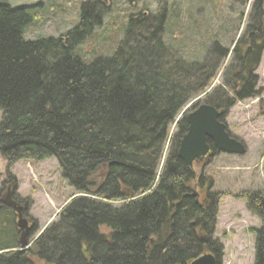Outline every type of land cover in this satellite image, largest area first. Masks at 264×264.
Returning <instances> with one entry per match:
<instances>
[{"label": "trees", "instance_id": "16d2710c", "mask_svg": "<svg viewBox=\"0 0 264 264\" xmlns=\"http://www.w3.org/2000/svg\"><path fill=\"white\" fill-rule=\"evenodd\" d=\"M7 2L0 0V157L7 178L16 188L17 164L54 159L75 192L67 202L76 197L27 250L15 236L0 240V264H191L208 253L219 262L224 250L213 234L224 194H210L212 180L194 178L179 158L189 125L186 116L177 118L212 86L228 50L214 43L208 54L217 62L187 63L165 42L170 14L161 0L156 13L128 17L115 51L88 59L80 48L117 0H86L73 29L36 40L26 39L36 20L32 7ZM127 2L135 7L138 0ZM262 2L253 4L223 83L204 100L223 118L263 92L255 73L264 51ZM239 196L261 222L255 264H264V193Z\"/></svg>", "mask_w": 264, "mask_h": 264}, {"label": "rangeland", "instance_id": "374dc122", "mask_svg": "<svg viewBox=\"0 0 264 264\" xmlns=\"http://www.w3.org/2000/svg\"><path fill=\"white\" fill-rule=\"evenodd\" d=\"M84 1L86 0H8L7 3L13 7H32L36 20L27 29L26 39L36 40L58 38L73 29L79 22V6ZM254 3L255 0H166L170 18L165 42L189 64L217 62L216 54H208L214 43L228 50V56L222 59L221 69L214 81L215 89L223 83L235 55L234 49L239 46V41L253 21ZM160 5L161 0H138L136 6L132 7L127 0H117L107 15L104 26L96 30L95 37L80 50L85 52L88 59L99 53H112L123 39V28L128 17L139 11L156 13ZM255 73L258 77L256 87L263 89L262 94L237 102L224 118H220L230 135L245 143L246 154H215L199 161L193 168L196 178L203 175L205 179L212 180L211 188L207 187L210 194H224L213 234V240L223 246L224 255L220 259L222 264H255L254 231L260 229L261 222L248 210L246 198L239 195L250 191L264 193V51ZM200 96V104H206V96ZM191 102L193 100L188 104ZM183 117L185 115L181 118ZM1 118L0 112V122ZM171 133H175L174 127ZM5 165L0 157V190L8 186L14 188L7 178ZM11 173L17 179L16 193L21 201H25L21 207L27 206L24 211H29L28 216L36 222V230L30 237L27 236L29 245H32L45 228L58 220V212L75 192L62 179L58 163L54 159L42 162L23 161ZM195 189L202 200L204 195L201 189ZM3 219L6 224L2 223ZM0 224H3L0 227L2 242L12 241V236L19 240L21 235L17 234L11 209L0 211ZM36 263L45 264L38 260Z\"/></svg>", "mask_w": 264, "mask_h": 264}, {"label": "water", "instance_id": "95a60500", "mask_svg": "<svg viewBox=\"0 0 264 264\" xmlns=\"http://www.w3.org/2000/svg\"><path fill=\"white\" fill-rule=\"evenodd\" d=\"M208 93L209 91L203 94V96ZM199 98L201 99L202 96L197 99ZM223 115L224 113L222 111H218L216 108L204 104L194 113L187 116L189 128L187 134L180 142L178 155L185 165L192 170L194 178H196V172L193 169L194 165L203 159L213 157L215 154L243 156L247 152L245 144L242 141L233 138L228 132L225 123L220 121V118L223 117ZM198 195L199 194L196 190H194L193 196ZM8 206L15 210L18 217L16 226L21 235L19 238L20 250H27L31 247V244L29 245L27 241L30 228L28 226V221L22 215V212L27 209V206L24 208L20 207L16 202H13ZM43 232L44 231H42L36 239ZM191 264H218V261L213 254H205L194 260Z\"/></svg>", "mask_w": 264, "mask_h": 264}, {"label": "flooded vegetation", "instance_id": "af4514ba", "mask_svg": "<svg viewBox=\"0 0 264 264\" xmlns=\"http://www.w3.org/2000/svg\"><path fill=\"white\" fill-rule=\"evenodd\" d=\"M255 4V3H254ZM261 12H262V17H264V2L261 3ZM264 24V22H263ZM17 190H15V188H10V187H6L5 189L0 190V211H4L5 208H9L11 209V211L14 214V218H15V225L17 222V214L15 212V210L12 207H9V204H12L13 202H16L20 207L23 206L24 202L21 201V199H19L18 195H17ZM28 212L29 211H24L22 212V214L24 215V217L27 219L28 221V226H29V231H28V237H30L34 231L36 230V222L31 219L28 216ZM34 229V230H33ZM17 230V228H16ZM18 230H17V234H18Z\"/></svg>", "mask_w": 264, "mask_h": 264}, {"label": "bare ground", "instance_id": "6f19581e", "mask_svg": "<svg viewBox=\"0 0 264 264\" xmlns=\"http://www.w3.org/2000/svg\"><path fill=\"white\" fill-rule=\"evenodd\" d=\"M216 86V83H214L207 91H209V93L207 94V95H205V96H208L212 91H213V89H214V87ZM206 91V92H207ZM195 103H197V104H195ZM196 105V106H194L193 108H191V110H190V107L192 106V105ZM201 105H204V104H200V100L199 99H195V100H193V102H191L190 104H188L187 105V107L181 112V115L178 117V119H177V122L180 120V118L182 117V116H186V118H187V116L189 115V114H192V113H194ZM205 105H207V104H205ZM213 107V106H212ZM215 108V107H214ZM218 110V109H217ZM219 111V110H218ZM223 113H224V111H222ZM224 116V115H223ZM34 230V229H33Z\"/></svg>", "mask_w": 264, "mask_h": 264}]
</instances>
